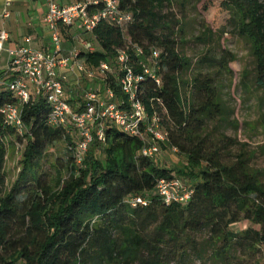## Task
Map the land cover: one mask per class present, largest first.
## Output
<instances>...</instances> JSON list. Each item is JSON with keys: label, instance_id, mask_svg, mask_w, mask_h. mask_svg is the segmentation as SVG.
<instances>
[{"label": "trees", "instance_id": "16d2710c", "mask_svg": "<svg viewBox=\"0 0 264 264\" xmlns=\"http://www.w3.org/2000/svg\"><path fill=\"white\" fill-rule=\"evenodd\" d=\"M117 1L131 20L124 27L100 20L89 32L95 49L79 58L95 72L100 87L125 99L116 85L118 51L127 49L134 71L141 72L139 62L159 50L156 70L143 75L136 94L148 116L160 118L166 137L144 140L156 144L159 153L175 148L185 163L174 171L158 166L159 153L144 157L142 139L105 121L103 139L94 136L78 164L73 154L77 134L74 139L67 128L49 124L50 106L34 89L29 88L27 102L19 103L6 87L13 73L0 74V264H264L262 172L250 168L244 154H233L234 140L214 133L227 122L219 81L230 73L234 55L224 48L219 54L207 49L193 65L181 50L183 16L166 12L191 5L208 12L218 4L250 43L253 68L243 77L252 74L254 86L264 90V0ZM213 39L214 31L206 26L195 37L207 46ZM101 62L114 65V73L103 77ZM65 93L72 106H83L84 92L76 90L72 98ZM8 104L21 108L22 135L5 121L1 110ZM98 127L95 122L93 132ZM8 135L26 143L17 179L6 190ZM61 141L68 144L62 165L67 176L58 172L53 179L43 163L47 149ZM92 146L99 147L100 157ZM172 177L192 191L184 205L167 204L153 193L158 180ZM135 195L147 197L148 205H130L127 199ZM242 222L243 228H234Z\"/></svg>", "mask_w": 264, "mask_h": 264}, {"label": "built area", "instance_id": "2783aa9c", "mask_svg": "<svg viewBox=\"0 0 264 264\" xmlns=\"http://www.w3.org/2000/svg\"><path fill=\"white\" fill-rule=\"evenodd\" d=\"M47 10L44 22L51 31L50 48L34 49L23 45L9 53L8 70L14 77L6 85L19 103L27 102L30 98L29 84L35 94L46 99L50 106L48 122L52 126L67 128L72 126L77 134L74 146V157L81 164L94 136L103 139V123L108 121L114 126L132 136H137L144 141L141 153L144 157H154L159 153V147L154 143L144 140L151 137L156 141H163L166 137L161 128L160 118L153 114L148 116L144 105L137 97L138 84L143 80V75L152 74L157 68L159 50L152 49L148 57L139 62L141 72H135L127 49L118 51L117 66L118 76L116 85L125 96L121 99L110 88L100 87L95 81V72L86 68L84 63L78 61L79 51L72 50L68 55H62V37L60 27L76 25L81 31L91 32L100 20L124 27L131 20L129 14L122 13L118 8L117 0H74L60 4L56 0H45ZM101 4L99 9L92 6ZM7 15V14H5ZM8 39L6 31H0V54L4 50V43ZM88 51H93L90 43H82ZM133 51L142 55V49L132 46ZM98 69L105 77L114 73L106 62H101ZM67 71H77L81 77L88 81V88L83 93V106H72L65 93ZM28 81V83L26 82ZM104 79H100V82ZM157 82L159 80L157 79ZM3 81L0 79V84ZM5 121L12 126L18 134L23 133L21 108L18 104H8L1 110ZM99 122V127L93 132L94 123ZM176 149L173 148V152ZM153 193L165 203L186 204L192 194L191 189L178 178H163L157 181ZM132 206H147L149 199L145 196L135 195L127 199Z\"/></svg>", "mask_w": 264, "mask_h": 264}, {"label": "rangeland", "instance_id": "374dc122", "mask_svg": "<svg viewBox=\"0 0 264 264\" xmlns=\"http://www.w3.org/2000/svg\"><path fill=\"white\" fill-rule=\"evenodd\" d=\"M166 12L175 18L183 16L185 36L181 50L191 59L193 65L207 49L213 50L211 54H219L220 49L224 48L234 55V60L229 64L230 73L221 75L219 81L221 95L226 105L227 122L222 123L218 129L219 132L214 133L216 135L223 133L234 140L233 154H244L250 168L262 172L261 181L264 182V90L254 86L252 74L243 77L245 71L251 72L253 68L250 43L237 34L232 20H228V14H224L218 4L211 7L208 12H204L201 6L198 8L194 5L187 7L182 12L180 8L173 6L166 9ZM205 26L214 31V39L209 46L195 41V37L201 35ZM82 35H85L86 41L93 42L89 32L82 31ZM92 45L95 46V43L93 42ZM114 69L113 65L112 70ZM203 72H206V69H203ZM26 82L28 83V81ZM82 84L81 82L78 87L76 86V89L73 86L70 87L68 93H72V95H69V98L76 94V90H78V94L84 92L85 88ZM30 87L32 86L30 85ZM67 130L75 139V129L69 126ZM5 142L7 146L3 172L5 189L8 190L17 179L21 169L20 160L26 141H20L16 136L8 135ZM67 147L68 144L61 141L47 149L43 168L51 175L50 178L57 177L58 172L63 177L67 176L66 170L62 167L68 159ZM92 148L96 157H100L99 147L92 146ZM154 161L158 166L173 171L185 163L179 154L166 148L160 149V153L154 158ZM244 226L245 223L242 222L235 225L234 228L240 229Z\"/></svg>", "mask_w": 264, "mask_h": 264}, {"label": "crops", "instance_id": "0c3cea01", "mask_svg": "<svg viewBox=\"0 0 264 264\" xmlns=\"http://www.w3.org/2000/svg\"><path fill=\"white\" fill-rule=\"evenodd\" d=\"M56 1L60 4H66L74 0ZM46 10L47 4L45 0H0V31L4 30L8 34V39L4 43V50L0 54V74L8 72L9 53L18 47L28 45L34 49L47 50L50 48L51 31L44 22ZM60 31L62 55H68L74 49L79 51V55L88 52L82 43L90 42L85 40V35H82L81 30L76 25L71 27L61 26ZM92 43L90 44L95 49ZM79 55L78 61L85 64L84 60L79 58ZM66 75L65 90L67 91V96L70 95L68 91L71 86L76 89L82 82L85 87L88 82L77 71H67ZM8 76L12 78V74ZM29 88L30 90L33 89L30 85Z\"/></svg>", "mask_w": 264, "mask_h": 264}]
</instances>
